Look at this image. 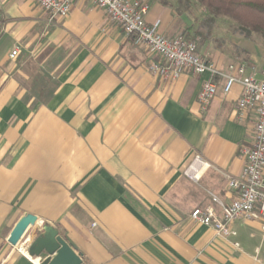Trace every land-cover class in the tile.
I'll use <instances>...</instances> for the list:
<instances>
[{
	"label": "crops",
	"instance_id": "1",
	"mask_svg": "<svg viewBox=\"0 0 264 264\" xmlns=\"http://www.w3.org/2000/svg\"><path fill=\"white\" fill-rule=\"evenodd\" d=\"M141 1L149 24L196 40L219 70L244 63L245 74L264 77L260 41L242 36L255 50L235 37L220 44L193 4ZM0 4V264H39L8 240L27 214L39 228L55 227L85 264H264L258 221L236 220L237 235L224 239L190 216L212 195L233 198L226 175L242 172L240 148L253 138L252 116L236 111L239 83L225 94L218 76V94L203 109L198 95L209 73L174 81L154 74L157 56L91 0H74L54 20L33 0ZM33 29L62 53L45 56L37 74L29 67L39 56H11L24 39L34 44ZM197 154L204 164L193 180L185 172Z\"/></svg>",
	"mask_w": 264,
	"mask_h": 264
},
{
	"label": "built area",
	"instance_id": "2",
	"mask_svg": "<svg viewBox=\"0 0 264 264\" xmlns=\"http://www.w3.org/2000/svg\"><path fill=\"white\" fill-rule=\"evenodd\" d=\"M42 10L50 15V20L66 16L70 13L74 0H33ZM97 7L105 11L108 18L117 24L125 34L132 37L133 42L157 56L149 69L164 80L174 81L186 72L194 74L209 73L210 77L203 84L198 101L203 109H207L219 91L218 76L224 79L223 92L228 94L233 86L239 83L242 87L237 100L236 111L239 117L251 115L253 118V138L250 143L241 146L244 166L239 175L227 174V185L233 193L231 202L225 203L212 195V204L197 207L191 212L193 221L206 225L214 230L217 236L229 239L237 235L232 228L239 219L258 221L264 235V77L245 74L244 63H231L227 72L219 70L215 62L203 56L198 49V42L189 39L180 32L168 37L160 30V22L149 24L146 15L149 5L141 0H91ZM3 10L0 4V19ZM13 50L11 56L15 57ZM204 164L201 154L186 170L193 180H198ZM40 223V228L42 227ZM26 239L18 245L19 250L29 255ZM239 248L240 244L234 242ZM17 246V247H18Z\"/></svg>",
	"mask_w": 264,
	"mask_h": 264
},
{
	"label": "water",
	"instance_id": "3",
	"mask_svg": "<svg viewBox=\"0 0 264 264\" xmlns=\"http://www.w3.org/2000/svg\"><path fill=\"white\" fill-rule=\"evenodd\" d=\"M38 223L37 216L25 215L11 232L9 242L18 246L26 239H30L31 242L27 247L29 255L36 257L39 264H85L82 255L60 235L55 227L43 224L39 228ZM37 228L39 233L32 238V232Z\"/></svg>",
	"mask_w": 264,
	"mask_h": 264
},
{
	"label": "rangeland",
	"instance_id": "4",
	"mask_svg": "<svg viewBox=\"0 0 264 264\" xmlns=\"http://www.w3.org/2000/svg\"><path fill=\"white\" fill-rule=\"evenodd\" d=\"M193 10H196L199 15L204 14L205 16H208L207 9L204 6L199 5V3H196V2L193 3ZM23 20L30 21L27 18L26 19L23 18ZM238 26H239L238 23L234 21L233 19L229 18L228 16H220V17H216L212 31L217 36L216 40H218L220 44H223L224 39H228V38L230 39V37H235V38H240V39H237L236 43L241 44L242 46L250 50H255L253 47L256 44H254L252 41H260V43L263 44L262 46H264L263 39L256 36L255 34H253L251 37L252 41H250V39H244L245 36L242 33H240ZM36 33H38L39 35L36 36ZM46 34L47 33H45L43 29H38V30L33 29L29 34V38L34 36L33 37L35 38L33 41L34 44L29 45V47H26L27 39H24V41L19 42L17 46L14 48V50L17 51V55H15V58L19 57L21 54L25 56H29V58H32V59H34V57L36 56H39L38 61L33 60L32 63L30 64V67H29L30 73L37 74V71L42 68V67L39 68L40 67L39 64L43 62V60L45 59V56L48 57V55H50V59H52L53 61V60L60 58L62 54L61 52H59L58 49L53 52L51 51L53 50L54 46L52 45V43H50V41L48 42ZM33 38H31L30 40H32ZM30 40H29V43H31ZM40 52L42 53L41 56L39 55ZM259 53L263 54V52H259ZM44 65H43L44 69H50L52 68L53 63L52 62L50 63L47 61V62H44Z\"/></svg>",
	"mask_w": 264,
	"mask_h": 264
},
{
	"label": "trees",
	"instance_id": "5",
	"mask_svg": "<svg viewBox=\"0 0 264 264\" xmlns=\"http://www.w3.org/2000/svg\"><path fill=\"white\" fill-rule=\"evenodd\" d=\"M164 2V0H161ZM189 7L194 2L204 6L208 16L202 21L207 34L211 35L216 17L228 16L238 23L239 31L245 37L253 34L264 42V0H178Z\"/></svg>",
	"mask_w": 264,
	"mask_h": 264
}]
</instances>
